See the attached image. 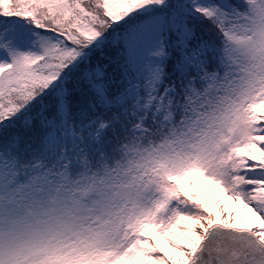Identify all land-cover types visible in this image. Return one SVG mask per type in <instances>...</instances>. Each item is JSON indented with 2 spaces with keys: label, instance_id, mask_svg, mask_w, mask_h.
<instances>
[{
  "label": "snow or ice",
  "instance_id": "6c2138e0",
  "mask_svg": "<svg viewBox=\"0 0 264 264\" xmlns=\"http://www.w3.org/2000/svg\"><path fill=\"white\" fill-rule=\"evenodd\" d=\"M0 264H264V0H0Z\"/></svg>",
  "mask_w": 264,
  "mask_h": 264
},
{
  "label": "rangeland",
  "instance_id": "374dc122",
  "mask_svg": "<svg viewBox=\"0 0 264 264\" xmlns=\"http://www.w3.org/2000/svg\"><path fill=\"white\" fill-rule=\"evenodd\" d=\"M233 206H234V202L232 204H229V212H231V210L233 209ZM239 211L240 212H238V213H239L240 216H243V215H245L247 213V209L241 208ZM238 219H239V217H238ZM164 248L169 249L170 254H172V246L171 245L165 243L164 244Z\"/></svg>",
  "mask_w": 264,
  "mask_h": 264
},
{
  "label": "trees",
  "instance_id": "16d2710c",
  "mask_svg": "<svg viewBox=\"0 0 264 264\" xmlns=\"http://www.w3.org/2000/svg\"><path fill=\"white\" fill-rule=\"evenodd\" d=\"M207 187H213V186H212V185H207ZM214 206H215V205H214ZM239 208L241 209L242 206L239 205ZM156 239L159 240L160 243H161V246L164 247L165 242H164V240H163V237H156ZM164 249H165L166 252H168V253L170 254L169 249H167V248H164ZM170 255H171V254H170Z\"/></svg>",
  "mask_w": 264,
  "mask_h": 264
},
{
  "label": "built area",
  "instance_id": "2783aa9c",
  "mask_svg": "<svg viewBox=\"0 0 264 264\" xmlns=\"http://www.w3.org/2000/svg\"><path fill=\"white\" fill-rule=\"evenodd\" d=\"M235 207H236V204L234 205V207H233V209L231 211H233L235 209Z\"/></svg>",
  "mask_w": 264,
  "mask_h": 264
}]
</instances>
